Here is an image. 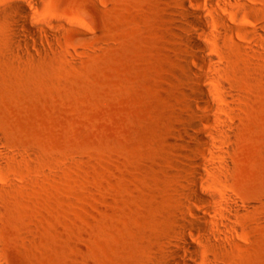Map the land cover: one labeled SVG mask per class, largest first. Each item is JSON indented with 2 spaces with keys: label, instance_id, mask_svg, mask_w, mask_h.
<instances>
[{
  "label": "rangeland",
  "instance_id": "obj_1",
  "mask_svg": "<svg viewBox=\"0 0 264 264\" xmlns=\"http://www.w3.org/2000/svg\"><path fill=\"white\" fill-rule=\"evenodd\" d=\"M14 1L31 22H56L52 39L19 56L11 14L0 12V264L155 262L187 202L171 0ZM253 2L249 21L264 36V0ZM255 41L256 53L230 61L234 134L218 181L243 208L232 239L210 252L215 264H264V46Z\"/></svg>",
  "mask_w": 264,
  "mask_h": 264
},
{
  "label": "bare ground",
  "instance_id": "obj_2",
  "mask_svg": "<svg viewBox=\"0 0 264 264\" xmlns=\"http://www.w3.org/2000/svg\"><path fill=\"white\" fill-rule=\"evenodd\" d=\"M15 2L8 0L0 12L11 14L10 43L17 55L25 56L30 54V44L39 50L43 40L52 39L56 20L31 22L28 9ZM170 3L184 116L178 136L186 147L187 159L180 195L187 202L180 204L169 244L149 264H215L210 252L232 239L231 221L243 208L222 191L218 181L219 172L228 168L226 144L234 134L229 104L237 91L229 76L230 61L233 56L248 58L256 53L252 47L255 40L264 46L263 26L249 21L252 16L247 11L255 7L253 0ZM243 22L250 28L242 26ZM3 156L0 150V160Z\"/></svg>",
  "mask_w": 264,
  "mask_h": 264
}]
</instances>
